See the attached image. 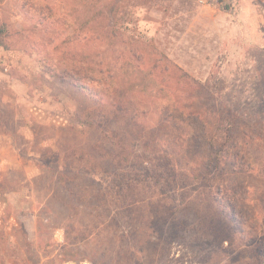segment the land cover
Returning a JSON list of instances; mask_svg holds the SVG:
<instances>
[{
  "label": "rangeland",
  "instance_id": "1",
  "mask_svg": "<svg viewBox=\"0 0 264 264\" xmlns=\"http://www.w3.org/2000/svg\"><path fill=\"white\" fill-rule=\"evenodd\" d=\"M0 30V264H264V0H0Z\"/></svg>",
  "mask_w": 264,
  "mask_h": 264
},
{
  "label": "trees",
  "instance_id": "2",
  "mask_svg": "<svg viewBox=\"0 0 264 264\" xmlns=\"http://www.w3.org/2000/svg\"><path fill=\"white\" fill-rule=\"evenodd\" d=\"M0 33H2V30H0ZM158 66H156V65H154L153 67H152V69H151V71H155V70H158V68H157ZM167 70H169V69H165V71H167ZM150 71V72H151ZM184 76V79L185 80H183V87H185V88H187V87H191V88H193V89H199V88H203L204 86L202 85V84H198L194 79H191L187 74H184L183 75ZM81 88H83L84 86H80ZM190 101L189 100H185V99H179V100H177L176 101V104H177V106L178 107H180V108H182V109H184V107H183V104L184 103H189ZM187 108V107H186ZM229 113H231V112H229ZM230 116V115H229ZM193 117V116H192ZM194 118V117H193ZM220 128V127H219ZM224 148H223V146H221L220 147V149L218 148V149H216V151L214 152V154H213V156H212V158H211V160H210V163H214V164H216V165H219V158H221V155H222V152L224 151L223 150ZM208 167H210V166H208ZM217 168V167H216ZM216 185H218L216 188H215V190H217V191H219L220 190V192H222L223 190H227V185L225 184V183H223L222 181H220V180H217L216 179Z\"/></svg>",
  "mask_w": 264,
  "mask_h": 264
},
{
  "label": "built area",
  "instance_id": "3",
  "mask_svg": "<svg viewBox=\"0 0 264 264\" xmlns=\"http://www.w3.org/2000/svg\"><path fill=\"white\" fill-rule=\"evenodd\" d=\"M202 3H204V4H210V3H212L213 1H215V0H200Z\"/></svg>",
  "mask_w": 264,
  "mask_h": 264
},
{
  "label": "crops",
  "instance_id": "4",
  "mask_svg": "<svg viewBox=\"0 0 264 264\" xmlns=\"http://www.w3.org/2000/svg\"><path fill=\"white\" fill-rule=\"evenodd\" d=\"M2 49V48H1Z\"/></svg>",
  "mask_w": 264,
  "mask_h": 264
}]
</instances>
